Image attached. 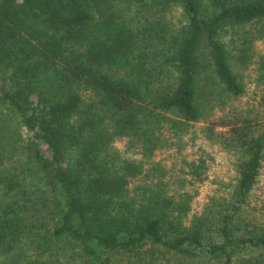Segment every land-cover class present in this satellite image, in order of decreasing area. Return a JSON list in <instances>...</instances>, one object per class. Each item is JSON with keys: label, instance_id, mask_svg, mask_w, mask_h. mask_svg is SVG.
Listing matches in <instances>:
<instances>
[{"label": "trees", "instance_id": "trees-1", "mask_svg": "<svg viewBox=\"0 0 264 264\" xmlns=\"http://www.w3.org/2000/svg\"><path fill=\"white\" fill-rule=\"evenodd\" d=\"M263 164L264 0H0V264H264Z\"/></svg>", "mask_w": 264, "mask_h": 264}, {"label": "rangeland", "instance_id": "rangeland-1", "mask_svg": "<svg viewBox=\"0 0 264 264\" xmlns=\"http://www.w3.org/2000/svg\"><path fill=\"white\" fill-rule=\"evenodd\" d=\"M178 19V13L175 12L173 16V20L176 22ZM247 73V72H246ZM249 77H244V82L246 84V94L241 98V103H245L248 99L253 96V86L249 82ZM10 126V136H9V144L8 149L13 150L14 146L20 143L21 138L23 137L24 133L22 132V128L20 127L19 123L11 119L8 121ZM206 151L213 154L214 160H211L209 163L208 169V178L204 183H202L197 191V195L195 196L194 200L192 201L191 205V212L189 215L199 211L202 208L203 203L206 200V195L210 193V191L216 187L218 184L228 183L230 180L233 179L234 171L232 168V162L228 154L219 151L218 149L209 146L205 142L198 141ZM116 146L119 150H123L124 146L122 142H117ZM197 146V145H195ZM195 147H189L187 150L184 151V155L189 156V158L193 155ZM180 155L175 153L174 151H162L158 152L153 156V160L159 161L166 166L169 170L176 169V164L180 159ZM264 181V164L260 176L259 188L262 186Z\"/></svg>", "mask_w": 264, "mask_h": 264}]
</instances>
